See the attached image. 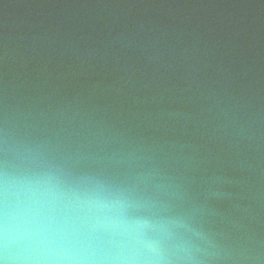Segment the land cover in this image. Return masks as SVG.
Instances as JSON below:
<instances>
[{
    "label": "clouds",
    "instance_id": "obj_1",
    "mask_svg": "<svg viewBox=\"0 0 264 264\" xmlns=\"http://www.w3.org/2000/svg\"><path fill=\"white\" fill-rule=\"evenodd\" d=\"M0 264H264V0H0Z\"/></svg>",
    "mask_w": 264,
    "mask_h": 264
}]
</instances>
